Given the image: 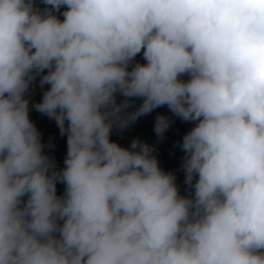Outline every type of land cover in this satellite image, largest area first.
I'll use <instances>...</instances> for the list:
<instances>
[{
  "label": "clouds",
  "instance_id": "9594fccd",
  "mask_svg": "<svg viewBox=\"0 0 264 264\" xmlns=\"http://www.w3.org/2000/svg\"><path fill=\"white\" fill-rule=\"evenodd\" d=\"M42 2L0 0V264H264V0ZM161 106L187 195L110 138Z\"/></svg>",
  "mask_w": 264,
  "mask_h": 264
},
{
  "label": "trees",
  "instance_id": "16d2710c",
  "mask_svg": "<svg viewBox=\"0 0 264 264\" xmlns=\"http://www.w3.org/2000/svg\"><path fill=\"white\" fill-rule=\"evenodd\" d=\"M34 4L43 8L42 0H33ZM62 11V9H61ZM59 16V12H57ZM62 19V16L60 17ZM135 61L143 63L142 53L137 54ZM183 78H187L186 76ZM47 85H45V88ZM42 89L36 86L31 92V99L33 102H38L41 98ZM139 103V100H137ZM158 114L169 116V127L161 135H157L154 131V125ZM39 113L30 111V119L35 123L38 131L41 133L42 143L45 145L44 151L48 153L55 161L57 168H62L63 160L67 151L66 135L61 136L56 123L52 119L46 120L45 124L38 123ZM192 126L191 122H185L179 118L172 117L166 106L158 107L151 113L138 117L135 122L123 131L114 129L111 139L127 146L133 138H138L140 141L146 143L156 154L160 166L165 171H172L176 176V183L180 195L188 194V187L184 184V173L182 170L183 152L179 148V142L186 131ZM157 140V144H152V141ZM57 194H62L64 185L57 183Z\"/></svg>",
  "mask_w": 264,
  "mask_h": 264
},
{
  "label": "rangeland",
  "instance_id": "374dc122",
  "mask_svg": "<svg viewBox=\"0 0 264 264\" xmlns=\"http://www.w3.org/2000/svg\"><path fill=\"white\" fill-rule=\"evenodd\" d=\"M38 99H40V97H38ZM47 119L48 118H47L46 115H43V114L39 113V115H38V123L45 124ZM152 144H157V140L152 141ZM61 187H62V183H61Z\"/></svg>",
  "mask_w": 264,
  "mask_h": 264
}]
</instances>
